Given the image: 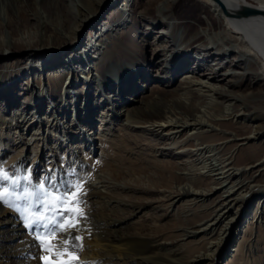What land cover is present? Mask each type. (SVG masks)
Here are the masks:
<instances>
[{"label":"bare ground","instance_id":"obj_1","mask_svg":"<svg viewBox=\"0 0 264 264\" xmlns=\"http://www.w3.org/2000/svg\"><path fill=\"white\" fill-rule=\"evenodd\" d=\"M106 4L111 10L96 23ZM48 99L54 107L46 108ZM75 107L85 124L110 115L168 141L195 137L196 155L206 159L201 170L215 181V188L205 189V176L186 167L162 169L145 155L129 164L137 175L146 166L156 169L160 184L176 195L168 205L178 220L176 241L127 235L130 218L87 183L90 222L80 227L101 237L103 252L84 250L81 261L215 264L232 241L236 217L264 189L258 144L264 138V0H0V128L38 114L70 120ZM103 157L123 178L122 151L110 146ZM9 211L0 204L1 264L28 254V246L14 250L27 229ZM186 245L196 249L190 256ZM254 249L264 264V196L227 264H248Z\"/></svg>","mask_w":264,"mask_h":264},{"label":"rangeland","instance_id":"obj_2","mask_svg":"<svg viewBox=\"0 0 264 264\" xmlns=\"http://www.w3.org/2000/svg\"><path fill=\"white\" fill-rule=\"evenodd\" d=\"M110 10L111 7L106 4L96 23L105 18ZM96 23L89 25L82 32L81 37H87L90 29ZM155 35L157 34L154 33L148 38V45H150L148 50L151 49V44L155 41ZM71 81L72 78L67 79L63 93ZM178 84L177 81L176 85ZM40 90V93L44 92L47 98L49 97L47 85H42ZM240 93L248 98L249 91L247 89L244 90L243 88ZM74 103L78 105L76 99H74ZM239 104H243V101ZM49 105L54 107L50 99H48L46 108ZM76 108L70 120L68 117L63 120H54V117L45 116V114L40 117L38 114L34 121L31 118V121H26L24 124L14 122L12 126L0 128V168L10 173L20 174H23L25 170H30L34 180L37 181L51 174H55L58 180L61 178L72 179L73 177L68 176V173L74 170L78 177L85 179L90 177L88 183L93 184L94 187L116 201L114 204L115 211L130 218L126 225L128 227L127 235L154 236L160 234L163 238L178 240L174 233L178 220L174 216L173 208L168 206L176 195L172 193V190L160 184L156 169L146 166L144 174L137 175L129 164H133L138 156L145 155L148 158V163L157 165L162 169L166 166L186 167L196 175L204 177L206 171L201 170V168L206 159L196 155V147H193L196 143L195 137L184 135L180 139L168 141L141 130L131 129L125 120L122 119V121L117 122L110 115L108 117L104 115L105 121H102L100 118L102 115L98 114L96 117L87 119L85 124V117L82 118V122L79 121L80 114L76 112ZM34 122L39 123L35 130L31 127ZM43 126L46 133L43 131ZM135 138L138 139L137 142H134ZM258 144H260L259 148L264 151V138L260 139ZM149 145L154 146V148L150 149ZM110 146L122 151L124 163H126V165H120L121 171L124 173L123 178L115 174L112 171L113 168L108 170L104 163L103 153ZM197 169L200 170L197 171ZM204 181L206 183L205 189L215 188V181L211 177L205 176ZM262 190L264 189L260 188V193L253 198L251 206L236 217L230 230L232 241L222 248L215 264H227L228 258L233 256L231 251L235 249L242 237L243 230L248 226L258 199L264 196ZM216 197L217 194L213 196V198ZM140 207L142 208L139 209ZM12 212L13 210L9 211L8 214ZM85 212L87 214L88 207H86ZM10 217L7 215L4 221ZM89 222L87 220L80 226L89 225ZM24 233L26 235L24 244L15 246L14 250L28 246V254L10 259L4 264H16V262L17 264H42L40 260L42 253L35 240L28 230ZM77 234L84 236L82 252L89 251L90 255L91 253L103 252L100 236L92 238L86 229ZM52 239L55 238H49V240ZM183 250L184 253L186 251L185 255L190 256L196 249L186 245ZM82 252L80 253V261ZM253 255L254 258H247L248 264H263L261 252L259 257L254 249ZM88 263L81 261V264ZM102 264L121 263L106 260Z\"/></svg>","mask_w":264,"mask_h":264},{"label":"snow or ice","instance_id":"obj_3","mask_svg":"<svg viewBox=\"0 0 264 264\" xmlns=\"http://www.w3.org/2000/svg\"><path fill=\"white\" fill-rule=\"evenodd\" d=\"M68 176L73 178L58 180L51 174L37 181L30 170L20 174L0 168V204L19 215L42 253V264H81L84 236L76 233L87 221L90 177H78L74 170Z\"/></svg>","mask_w":264,"mask_h":264}]
</instances>
